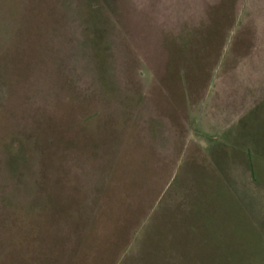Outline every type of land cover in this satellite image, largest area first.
I'll list each match as a JSON object with an SVG mask.
<instances>
[{
	"label": "rangeland",
	"instance_id": "obj_1",
	"mask_svg": "<svg viewBox=\"0 0 264 264\" xmlns=\"http://www.w3.org/2000/svg\"><path fill=\"white\" fill-rule=\"evenodd\" d=\"M0 264H264V0H0Z\"/></svg>",
	"mask_w": 264,
	"mask_h": 264
},
{
	"label": "crops",
	"instance_id": "obj_2",
	"mask_svg": "<svg viewBox=\"0 0 264 264\" xmlns=\"http://www.w3.org/2000/svg\"><path fill=\"white\" fill-rule=\"evenodd\" d=\"M243 110V109H242Z\"/></svg>",
	"mask_w": 264,
	"mask_h": 264
}]
</instances>
